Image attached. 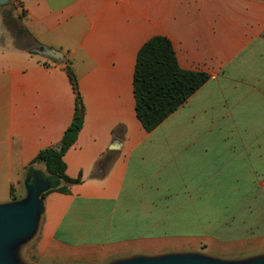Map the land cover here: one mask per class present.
Listing matches in <instances>:
<instances>
[{
	"label": "crops",
	"instance_id": "crops-1",
	"mask_svg": "<svg viewBox=\"0 0 264 264\" xmlns=\"http://www.w3.org/2000/svg\"><path fill=\"white\" fill-rule=\"evenodd\" d=\"M6 4L33 39L19 46L0 14V204L23 200L35 180L64 185L32 161L72 123L66 60L86 108L64 155L67 175L81 182L43 197L27 264L264 253V0ZM156 35L172 41L181 68L209 78L147 131L134 77L139 50Z\"/></svg>",
	"mask_w": 264,
	"mask_h": 264
},
{
	"label": "trees",
	"instance_id": "trees-1",
	"mask_svg": "<svg viewBox=\"0 0 264 264\" xmlns=\"http://www.w3.org/2000/svg\"><path fill=\"white\" fill-rule=\"evenodd\" d=\"M5 23L21 44L22 38H32L30 31L22 24L23 15H5ZM49 58V57H48ZM51 59V58H49ZM54 61L53 59H51ZM66 71L76 93V107L72 123L66 129L61 141L54 146L42 149L32 163H43L51 175L60 178L64 185L43 193L45 197L51 190L70 192L69 185L81 182L66 173L64 155L76 142L84 126L86 108L79 89L77 75L71 62L65 61ZM209 78L203 71L185 70L180 67L172 41L163 35L149 39L139 50L134 77V92L137 100V115L144 128L151 131L165 118L181 106ZM13 199H16L12 189Z\"/></svg>",
	"mask_w": 264,
	"mask_h": 264
},
{
	"label": "water",
	"instance_id": "water-1",
	"mask_svg": "<svg viewBox=\"0 0 264 264\" xmlns=\"http://www.w3.org/2000/svg\"><path fill=\"white\" fill-rule=\"evenodd\" d=\"M7 1L0 0V4ZM39 52L58 62L65 60V54L55 48L41 45ZM54 148L61 150L60 145L54 146ZM51 186H53V183L48 181L35 180L30 184L28 195L23 200L0 204V264H16L9 254V245L14 241L28 239L37 232L42 211L43 193ZM214 259L205 254L188 253L151 258H133L118 261L114 264H264V257L261 256L251 257L245 263H228Z\"/></svg>",
	"mask_w": 264,
	"mask_h": 264
},
{
	"label": "rangeland",
	"instance_id": "rangeland-1",
	"mask_svg": "<svg viewBox=\"0 0 264 264\" xmlns=\"http://www.w3.org/2000/svg\"><path fill=\"white\" fill-rule=\"evenodd\" d=\"M13 7L8 5V4H0V14L2 15L3 19L5 18L6 13H8L10 11V9H12ZM10 34V32H9ZM18 194L19 196L24 195L25 194V187L22 185L20 186L19 190H18ZM37 240V235L36 233L25 240L22 241H14L9 245V254L11 256V259H13V261L16 264H25V258L32 254L35 250V243ZM205 255L210 256L215 258L214 260H218V261H222V262H228V263H245L247 261L250 260L251 257H257V256H261L264 257V253L263 254H258V255H253V256H249V257H245V258H233V259H227V258H219L216 257L214 255H211L210 253L205 252ZM23 263H21V262ZM27 264V263H26Z\"/></svg>",
	"mask_w": 264,
	"mask_h": 264
}]
</instances>
